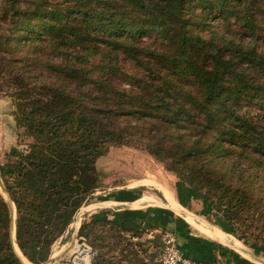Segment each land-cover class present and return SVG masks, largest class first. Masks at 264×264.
<instances>
[{
	"label": "trees",
	"instance_id": "16d2710c",
	"mask_svg": "<svg viewBox=\"0 0 264 264\" xmlns=\"http://www.w3.org/2000/svg\"><path fill=\"white\" fill-rule=\"evenodd\" d=\"M64 1L0 0V31L5 21L22 29L0 34V47L14 55L0 59V95L12 101L18 141L0 173L17 209L24 256L48 260L102 183L98 159L120 145L166 162L180 178L184 204L186 194L201 199L206 213L221 210L237 231L246 220L263 227L264 124L252 122L242 103L264 110V0H195V9L225 16L221 33L188 17L177 26L193 0ZM10 213L0 191V264H23ZM105 214L79 230L88 238L100 224L120 233L113 243L95 234L93 264H142L128 251L130 238L144 231ZM239 237L264 252V240L251 245ZM107 248L117 249L119 260Z\"/></svg>",
	"mask_w": 264,
	"mask_h": 264
},
{
	"label": "rangeland",
	"instance_id": "374dc122",
	"mask_svg": "<svg viewBox=\"0 0 264 264\" xmlns=\"http://www.w3.org/2000/svg\"><path fill=\"white\" fill-rule=\"evenodd\" d=\"M47 2H48L47 5H49V7L54 5L64 6V4L66 3L64 0H47ZM189 4L190 5L188 6L186 4L185 9H183L180 12V15H178L179 21L177 23V26H181L180 25L181 22H183L185 17H188L193 21V24H197V22L201 20L203 24L212 27L213 31H217L221 33L222 31L225 30V24H226L224 19L225 16L222 15L223 17H220L219 16L220 12L218 10L214 8L212 10H205L204 7H199L198 9H195L194 8V5L196 4L195 0H193ZM16 19H18V17H16ZM2 24H3V29L0 31V34L5 35L6 37L7 36L14 37L15 35L19 34L20 31H22L21 26H19L20 23H12L11 21L10 22L5 21L2 22ZM234 28L239 30L241 27L240 25H234ZM142 39L144 40V42H148V43L151 41L150 38H148V36H143ZM13 56L14 55L8 53L5 48L0 47V59L2 57H6L8 60L13 58ZM197 59L201 60V57L197 56ZM200 64L202 63L200 62ZM7 91L13 92L14 89H8ZM242 104L243 106H247L248 109H250L249 110L250 114L255 117L254 119H252V122L253 121L257 122L260 126L264 124V110L258 108L254 104H250L249 101H244ZM256 118L259 120H257ZM26 139L27 138H24L25 140L24 142H27ZM97 168L100 171V175L102 177L101 179L102 183L100 187L95 191L94 199L113 198L116 196L118 197L119 193L117 192L118 191L117 189L125 188V190L122 192L123 196L121 197L129 200L134 197H138L142 193H152V194L156 193L157 190H155L154 189L155 187H152L150 183L154 184V183L162 182L165 184L173 185L174 188L176 187L177 189L176 184L181 182L180 178L175 174V171L172 170L170 167H168V164L166 162L155 157L153 154L149 153L145 149L133 147V146L120 145V146L110 147L107 150V152L98 159ZM2 187H4L5 190L2 189ZM128 187H136V188L127 190ZM0 191L5 197V199L8 201L10 194L7 191L1 173H0ZM195 198H196L195 196L191 197L189 194H186L184 196V199L186 200L185 205L187 204L191 205L195 201L197 204H199L198 206L201 207V211L205 212L203 201L199 198L198 199ZM12 203H14L13 200ZM86 204L81 206V208L77 211L73 221L71 222L65 233L61 235L54 242L52 246V252L48 260L39 264H93L96 254L100 253V246L98 247L96 246L97 244L100 243L94 240L95 234H104V235L106 234L105 236H108L107 242L110 243L114 242L112 236L120 235V233H117L114 227L109 225L100 226L99 224L98 228L95 229V231L98 230L97 233L93 231V234H91V236L88 238L84 236H80L79 230L82 224L84 222L89 221V220L86 221V217H87L86 214L87 211L85 210ZM12 210L14 216V221H13L14 234L11 233L12 235L11 237H13L12 240L13 249L14 251L16 250L15 253L20 258L23 264H34L24 256L23 252L21 251L17 243V237H16L17 209L15 204ZM222 213L223 212L221 210H217L213 208L210 212V215L206 212L204 214H207L206 216L209 219V221L212 220L216 224L221 223L226 229L230 230L228 231V233L236 234V236H238L240 240L242 239L239 236H246L249 244L252 245L258 242L257 238H260L258 243L264 244V242L260 241V240H264V226L262 227L259 222L253 224L249 220H246L245 225H241L240 229L237 231L224 221ZM76 222L81 223L78 233H74V229H73L74 227H72V225L74 226V223ZM222 227L221 229L224 230ZM168 230L169 229H166L165 231L162 230L161 235H159L161 237V240L158 238L160 243L152 242L147 234H142L140 236L134 237L133 239L130 238V240H133L132 241L133 245L131 248H129L128 254L133 259L135 258L139 260L141 259L142 264H158L156 263V259L160 253H157V251L159 252L160 247H162L163 234ZM10 232H11V228H10ZM106 250H109V248H107ZM107 253H109L108 256L117 254L116 256L118 260L121 256L120 253H118L117 249L115 248H110V250L107 251Z\"/></svg>",
	"mask_w": 264,
	"mask_h": 264
},
{
	"label": "crops",
	"instance_id": "0c3cea01",
	"mask_svg": "<svg viewBox=\"0 0 264 264\" xmlns=\"http://www.w3.org/2000/svg\"><path fill=\"white\" fill-rule=\"evenodd\" d=\"M17 143L12 101L0 95V166L5 153L16 148ZM150 185L155 187L156 193H142L128 200L121 197L125 188H120L117 189L120 197L95 198L86 204V220L101 217L106 212L105 216L110 220L124 227L144 231L142 234H147L155 243H160L158 238L161 240L159 235L162 230H174L177 232L179 248L186 256L201 264H217L228 260L236 264H264V253H257L236 234L228 233L220 225L209 221L195 201L189 206L185 205L176 187L162 182ZM135 188L128 187L127 190ZM80 226L78 222L72 225L74 233H78ZM161 248L157 253H160Z\"/></svg>",
	"mask_w": 264,
	"mask_h": 264
},
{
	"label": "built area",
	"instance_id": "2783aa9c",
	"mask_svg": "<svg viewBox=\"0 0 264 264\" xmlns=\"http://www.w3.org/2000/svg\"><path fill=\"white\" fill-rule=\"evenodd\" d=\"M163 245L159 254L158 264H201L189 258L179 248L176 234L168 230L163 234ZM217 264H236L233 260L222 261Z\"/></svg>",
	"mask_w": 264,
	"mask_h": 264
},
{
	"label": "water",
	"instance_id": "95a60500",
	"mask_svg": "<svg viewBox=\"0 0 264 264\" xmlns=\"http://www.w3.org/2000/svg\"><path fill=\"white\" fill-rule=\"evenodd\" d=\"M2 189H4V187H2ZM5 190V189H4ZM6 192V191H5ZM9 196V195H8ZM9 205H10V209H11V233L12 234H14L13 233V231H14V227H13V221H14V216H13V206H14V203H12V200H11V198H10V196H9ZM12 236V235H11ZM12 238V240H13V237H11ZM16 251V250H15Z\"/></svg>",
	"mask_w": 264,
	"mask_h": 264
}]
</instances>
